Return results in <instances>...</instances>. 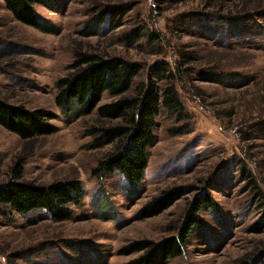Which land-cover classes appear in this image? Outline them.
<instances>
[{
	"label": "rangeland",
	"instance_id": "rangeland-1",
	"mask_svg": "<svg viewBox=\"0 0 264 264\" xmlns=\"http://www.w3.org/2000/svg\"><path fill=\"white\" fill-rule=\"evenodd\" d=\"M35 9L42 27L0 0V96L53 112L56 130L29 143L0 124V185L16 167L24 181H79L84 197L64 206L73 217L63 222L0 201V264H127L144 253L121 249L178 237L193 211L201 226L168 264H264V0H52ZM79 53L133 63L127 95L150 84L161 98L178 92L180 111L161 102L141 180L100 169L115 144H99V128L119 120L98 107L75 116L77 100L56 103V82ZM119 97L106 91L99 106ZM179 186L171 206L142 216Z\"/></svg>",
	"mask_w": 264,
	"mask_h": 264
},
{
	"label": "trees",
	"instance_id": "trees-1",
	"mask_svg": "<svg viewBox=\"0 0 264 264\" xmlns=\"http://www.w3.org/2000/svg\"><path fill=\"white\" fill-rule=\"evenodd\" d=\"M3 1L17 20L38 28L43 24L35 5L48 6L52 0ZM72 68V72L56 82L57 105L65 109L72 100H77L75 116L89 115L98 107L100 118L119 120L115 125L99 128L102 138L99 144H115L114 149L100 161V169L110 172L120 169L131 179H143L148 166V151L155 142L153 131L161 102L170 109H181L176 88L166 89L162 98L158 96L153 84L137 94L127 95L132 91V82L138 71L133 63L118 56L103 57L79 53ZM106 91L120 97L99 106ZM56 117V114L46 109H28L23 105L10 103L0 96V124L29 143L36 137L54 133L56 126L51 120ZM14 172L15 178L11 177L0 185V201L20 214L46 210L54 220L63 222L73 217L71 210L64 206L82 203L84 188L79 181H56L45 185L21 180V168L15 167ZM182 194L183 188L180 186L163 190L144 206L142 216L158 215ZM200 203L201 200H197L194 210L197 206L200 210ZM201 223V218L193 211L188 215L178 237H170L160 243L132 242L121 249L120 254L130 256L144 253L127 264H168L171 259L181 256L188 236Z\"/></svg>",
	"mask_w": 264,
	"mask_h": 264
}]
</instances>
